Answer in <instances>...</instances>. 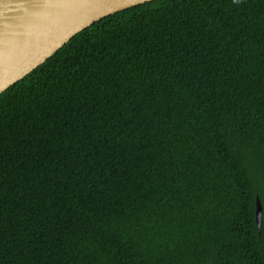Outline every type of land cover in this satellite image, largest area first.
Listing matches in <instances>:
<instances>
[{
  "label": "trees",
  "instance_id": "trees-1",
  "mask_svg": "<svg viewBox=\"0 0 264 264\" xmlns=\"http://www.w3.org/2000/svg\"><path fill=\"white\" fill-rule=\"evenodd\" d=\"M262 209L264 0L130 7L0 93V264H264Z\"/></svg>",
  "mask_w": 264,
  "mask_h": 264
},
{
  "label": "water",
  "instance_id": "water-1",
  "mask_svg": "<svg viewBox=\"0 0 264 264\" xmlns=\"http://www.w3.org/2000/svg\"><path fill=\"white\" fill-rule=\"evenodd\" d=\"M153 0H0V93L91 24ZM261 209L255 198L254 220Z\"/></svg>",
  "mask_w": 264,
  "mask_h": 264
},
{
  "label": "snow or ice",
  "instance_id": "snow-or-ice-1",
  "mask_svg": "<svg viewBox=\"0 0 264 264\" xmlns=\"http://www.w3.org/2000/svg\"><path fill=\"white\" fill-rule=\"evenodd\" d=\"M262 211H264V209H262Z\"/></svg>",
  "mask_w": 264,
  "mask_h": 264
}]
</instances>
